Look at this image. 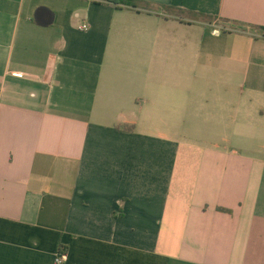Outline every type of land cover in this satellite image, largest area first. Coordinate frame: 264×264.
<instances>
[{
  "label": "crops",
  "instance_id": "1",
  "mask_svg": "<svg viewBox=\"0 0 264 264\" xmlns=\"http://www.w3.org/2000/svg\"><path fill=\"white\" fill-rule=\"evenodd\" d=\"M136 1L0 0V264H264V0Z\"/></svg>",
  "mask_w": 264,
  "mask_h": 264
},
{
  "label": "trees",
  "instance_id": "2",
  "mask_svg": "<svg viewBox=\"0 0 264 264\" xmlns=\"http://www.w3.org/2000/svg\"><path fill=\"white\" fill-rule=\"evenodd\" d=\"M102 1L116 5V6L121 5V6H125V7H131V8L137 7V1L136 0H102ZM253 30H260L262 33H264V27H253Z\"/></svg>",
  "mask_w": 264,
  "mask_h": 264
},
{
  "label": "built area",
  "instance_id": "3",
  "mask_svg": "<svg viewBox=\"0 0 264 264\" xmlns=\"http://www.w3.org/2000/svg\"><path fill=\"white\" fill-rule=\"evenodd\" d=\"M79 30L86 32L90 30L89 24H84L79 26ZM68 261V254L63 250H60L58 254H56L55 263L56 264H65Z\"/></svg>",
  "mask_w": 264,
  "mask_h": 264
}]
</instances>
